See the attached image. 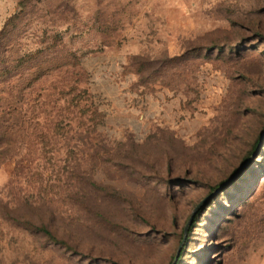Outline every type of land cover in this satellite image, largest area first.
I'll return each mask as SVG.
<instances>
[{
    "label": "rangeland",
    "instance_id": "rangeland-1",
    "mask_svg": "<svg viewBox=\"0 0 264 264\" xmlns=\"http://www.w3.org/2000/svg\"><path fill=\"white\" fill-rule=\"evenodd\" d=\"M0 264H264V0H0Z\"/></svg>",
    "mask_w": 264,
    "mask_h": 264
},
{
    "label": "trees",
    "instance_id": "trees-1",
    "mask_svg": "<svg viewBox=\"0 0 264 264\" xmlns=\"http://www.w3.org/2000/svg\"><path fill=\"white\" fill-rule=\"evenodd\" d=\"M219 187V185H217V188ZM186 237H187V234L184 236V239H186Z\"/></svg>",
    "mask_w": 264,
    "mask_h": 264
},
{
    "label": "water",
    "instance_id": "water-1",
    "mask_svg": "<svg viewBox=\"0 0 264 264\" xmlns=\"http://www.w3.org/2000/svg\"><path fill=\"white\" fill-rule=\"evenodd\" d=\"M253 191H254V190H252V192H251V193H253Z\"/></svg>",
    "mask_w": 264,
    "mask_h": 264
}]
</instances>
